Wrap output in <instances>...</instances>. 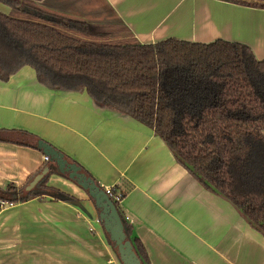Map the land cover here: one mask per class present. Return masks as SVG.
Wrapping results in <instances>:
<instances>
[{
  "label": "crops",
  "instance_id": "1",
  "mask_svg": "<svg viewBox=\"0 0 264 264\" xmlns=\"http://www.w3.org/2000/svg\"><path fill=\"white\" fill-rule=\"evenodd\" d=\"M106 2L143 44L223 39L264 60V8L231 0ZM0 129L41 137L107 190L128 186L121 206L151 264H264L263 233L231 201L182 165L152 128L86 90L48 88L26 65L0 80ZM45 157L0 141V188L24 185ZM48 185L80 203L46 196L0 207V264H121L85 189L58 174Z\"/></svg>",
  "mask_w": 264,
  "mask_h": 264
},
{
  "label": "trees",
  "instance_id": "2",
  "mask_svg": "<svg viewBox=\"0 0 264 264\" xmlns=\"http://www.w3.org/2000/svg\"><path fill=\"white\" fill-rule=\"evenodd\" d=\"M46 1L0 0L10 9L0 10V80L29 65L48 88L86 90L97 103L140 120L264 235V60L248 45L223 39L143 44L106 0L109 12L96 9V0ZM231 1L264 8V0ZM0 141L48 157L24 185L0 188V203L46 196L80 203L47 184L51 174L66 176L57 166L60 157L68 158L65 153L23 130L0 129ZM84 171L90 178L85 191L103 215L106 239L120 263L151 264L117 199L128 186L107 190Z\"/></svg>",
  "mask_w": 264,
  "mask_h": 264
},
{
  "label": "water",
  "instance_id": "3",
  "mask_svg": "<svg viewBox=\"0 0 264 264\" xmlns=\"http://www.w3.org/2000/svg\"><path fill=\"white\" fill-rule=\"evenodd\" d=\"M57 166L69 179L73 180L76 184L80 185L84 189L88 188L90 181L89 176L84 171V169L77 165L74 161L68 158L60 157L57 160ZM111 209L114 211V206H111ZM99 219H103V215H99ZM107 228H109V226L106 227V229Z\"/></svg>",
  "mask_w": 264,
  "mask_h": 264
},
{
  "label": "rangeland",
  "instance_id": "4",
  "mask_svg": "<svg viewBox=\"0 0 264 264\" xmlns=\"http://www.w3.org/2000/svg\"><path fill=\"white\" fill-rule=\"evenodd\" d=\"M43 1H45L47 3L46 0H43ZM63 1L65 3V0H63ZM96 1H97V3H96V5H97L96 9H98V5H99V6H101L104 9L105 12H109V9L110 8L107 6V4L103 0H96ZM87 9L89 10L87 12H90V13L93 12V11H91V7H88ZM0 10L5 11V12H9L10 9H9V7H7V6H5V5H3V4L0 3ZM96 17L98 19H100L97 15H96ZM47 184H48V182H47Z\"/></svg>",
  "mask_w": 264,
  "mask_h": 264
},
{
  "label": "built area",
  "instance_id": "5",
  "mask_svg": "<svg viewBox=\"0 0 264 264\" xmlns=\"http://www.w3.org/2000/svg\"><path fill=\"white\" fill-rule=\"evenodd\" d=\"M45 159L48 160V157L46 156ZM109 190H110V189H109ZM123 198H124V193L119 192V193L117 194V199H118L119 201H122ZM14 204H15V203H13V202H1V203H0V207L3 208V207H6V206H13Z\"/></svg>",
  "mask_w": 264,
  "mask_h": 264
}]
</instances>
